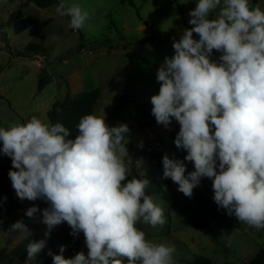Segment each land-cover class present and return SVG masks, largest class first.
<instances>
[{
  "label": "clouds",
  "instance_id": "clouds-1",
  "mask_svg": "<svg viewBox=\"0 0 264 264\" xmlns=\"http://www.w3.org/2000/svg\"><path fill=\"white\" fill-rule=\"evenodd\" d=\"M55 11L70 17L75 30L89 19L86 10L68 0H60ZM190 17L193 27L174 40V55L157 70L160 88L150 102L158 125L167 129L173 118L179 123L174 143L187 151L184 160L194 162L195 171L186 176L184 161L166 154L162 179L171 178L189 198L202 178L210 179L218 209L264 231V10L250 6V0H197ZM213 50L222 53L219 62L211 60ZM76 128L73 139L62 123L35 116L0 127V153L11 158L8 176L17 197L49 204L25 212L29 218L42 214L45 238L30 239L32 230L23 220L6 232L28 241L25 264L36 260L53 228L63 222L71 235L83 232L89 251L65 258L66 246L59 254L49 249L53 264H125L123 258L127 264H177L174 245L150 242L136 227L138 221L156 227L167 220L163 208L146 195L150 181L127 180L132 162L128 126L109 127L104 113L82 116Z\"/></svg>",
  "mask_w": 264,
  "mask_h": 264
},
{
  "label": "rangeland",
  "instance_id": "rangeland-1",
  "mask_svg": "<svg viewBox=\"0 0 264 264\" xmlns=\"http://www.w3.org/2000/svg\"><path fill=\"white\" fill-rule=\"evenodd\" d=\"M27 1L0 0V127L7 129L17 123L25 124L33 116L49 123L48 111L56 101L65 99L69 78L74 76L75 81L82 82L85 93L102 88V97L94 108V114L103 116L105 113L108 126L109 115L125 97L123 115L126 120L129 121L132 115L143 123L135 136L136 145L141 147L149 132L164 130L163 149L156 155L161 160L166 154L170 159L181 160L174 154L178 149L174 141L180 125L174 118L167 129L158 125L151 114L153 105L150 98L159 92L156 73L165 57L174 55V40L178 41L184 30L190 29V12L196 7L197 0H68L89 13L88 21L79 30L70 27V17L56 13L59 3L47 9L30 5L24 13L33 17L34 25L16 35L9 23L10 15ZM256 5L264 10V0H250V6ZM218 11L219 8L210 18H215ZM146 36L150 39L147 43L136 45ZM162 37H170L172 41L162 44L159 42ZM151 38L155 40L151 41ZM30 43L40 45L46 51L37 55L28 52L26 47ZM19 53L22 57H18ZM221 55V52L213 50L211 60L219 62ZM37 60L42 61L43 68L37 66ZM41 77L46 85L42 92H38ZM173 132L174 138L171 137ZM154 155L139 153L140 164L129 165L127 176V180L133 177L148 179L146 195L152 196L154 203L165 212L167 222L163 226L151 227L137 222L136 227L145 232L147 240L174 245L177 264H193L195 258L200 257L210 259L213 264H244L264 249V231H256L244 223L230 235L214 224L210 228H197L196 224L202 218L206 219V213L190 199H182L181 208L172 209L165 198L173 199L179 195V185L171 178L162 179L163 172L158 168ZM128 156H131L129 151ZM123 158L127 160L126 155ZM184 164L186 176L195 171L194 162L184 161ZM11 168V158L0 153V178L11 181L8 176ZM198 188L217 212L226 214L212 199L210 179L202 178ZM15 199L25 209L0 225V264H25L27 257L19 258L14 250L22 245L27 247L28 241L20 234L14 237L6 234L16 221L23 220L32 230L30 239L45 238L46 225L41 222L42 214L37 213V218L25 215L26 210L34 205L43 210V200L21 201L16 193ZM71 231L67 222L55 226L46 238L43 257H37L31 264H53L48 250L59 254L61 245L66 246L64 253L68 252L80 235L73 236ZM81 251L87 255L86 243L81 250L74 251L71 258ZM123 259L127 264V258Z\"/></svg>",
  "mask_w": 264,
  "mask_h": 264
},
{
  "label": "trees",
  "instance_id": "trees-1",
  "mask_svg": "<svg viewBox=\"0 0 264 264\" xmlns=\"http://www.w3.org/2000/svg\"><path fill=\"white\" fill-rule=\"evenodd\" d=\"M60 3V0H28L25 3L19 5L18 9L10 15L9 23L13 26V31L16 35H19L28 29H30L34 25V19L31 15H25L24 9L29 7L30 5H35L41 9H47L51 6ZM67 18V16H64ZM193 25L190 26V28ZM194 39L199 37L198 34H193ZM81 38H83L81 36ZM150 40L147 36L142 40L138 41L136 45H142L147 43ZM154 38H151V41H154ZM172 38L170 37H162L159 39V42L164 44L171 42ZM26 50L31 53H35L36 55L39 52H45L46 49L41 47L40 45L30 43L27 45ZM18 57H22V53L18 54ZM46 82L41 77L39 79L38 92H42ZM102 88H96L79 99H72L68 94L63 101H56L51 109L48 111V119L49 123L54 125L57 122L62 123L65 127H67L71 133L70 138H75L77 135L76 125L79 123L80 118L87 114H94V108L96 104L102 97ZM126 99L122 97L118 104L114 107L113 111L109 115V127L118 126L119 124H126L129 128V132L126 137V147L129 152L141 151L139 148L135 146V136L143 126V123L138 121L135 117L130 115L129 121L123 115V111L125 109ZM133 122L135 125H132ZM174 154L177 155L181 160H184L186 156L185 151L183 149H176ZM153 158L157 162L158 168L163 172V164L160 157L154 155ZM199 187V186H198ZM196 187L193 190V195L191 198L186 197L182 192L177 195L173 199H169L168 197L165 200L170 204L172 209L181 208V200L182 199H190L195 205L201 208L206 213V219H201L197 224V228H210L211 224H214L215 227L222 229L228 235L232 234L235 230H238L241 227V223L236 218L229 217L227 214H220L217 212L206 199L204 194ZM7 197L6 201L3 199ZM49 204L43 201V207H48ZM24 206L15 200V190L12 187L11 181H6L0 178V224L7 218L24 210ZM38 240V239H34ZM85 245V237L83 232H80L79 239L76 241L75 245L72 248L64 253L65 258H71V255L74 251L81 250ZM43 251V250H42ZM14 254H16L19 258L27 257L26 246L22 245L14 250ZM39 258L43 257V253L38 256ZM193 264H213L210 259L207 258H195ZM244 264H264V249H260L257 255L246 261Z\"/></svg>",
  "mask_w": 264,
  "mask_h": 264
},
{
  "label": "built area",
  "instance_id": "built-area-1",
  "mask_svg": "<svg viewBox=\"0 0 264 264\" xmlns=\"http://www.w3.org/2000/svg\"><path fill=\"white\" fill-rule=\"evenodd\" d=\"M36 64L39 68H43V63L40 60L36 61ZM165 133L164 130H158L155 132H149L144 139V143L141 147H138L141 151L131 152V163L130 166H137L141 162V158H139V153L142 155H151V154H160L163 149L162 142H163V134ZM138 154V156H137Z\"/></svg>",
  "mask_w": 264,
  "mask_h": 264
},
{
  "label": "crops",
  "instance_id": "crops-1",
  "mask_svg": "<svg viewBox=\"0 0 264 264\" xmlns=\"http://www.w3.org/2000/svg\"><path fill=\"white\" fill-rule=\"evenodd\" d=\"M69 81H70V83L68 84V85H69V91L66 93V96L69 94L70 97H71L72 99H79V98H81L82 96H84V95L86 94V93L84 92V87H83L81 81H79V80H78V82L75 81V80H74V76H73V77H70V78H69ZM66 96H65V98H66ZM172 136H173V138H174V136H175V133H174V132L172 133L171 137H172ZM134 140H135V145H136V138H135ZM15 200H16V199H15ZM22 211H23V210H22ZM17 213H19V212H17ZM17 213H16V214H17ZM14 215H15V214H14ZM14 215H12V216H14ZM12 216H11V217H12ZM11 217L5 219L0 225H2V224H4L5 222H7Z\"/></svg>",
  "mask_w": 264,
  "mask_h": 264
}]
</instances>
